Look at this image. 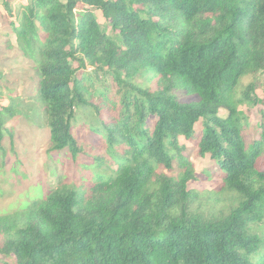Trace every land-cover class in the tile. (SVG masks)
<instances>
[{
    "label": "trees",
    "instance_id": "trees-1",
    "mask_svg": "<svg viewBox=\"0 0 264 264\" xmlns=\"http://www.w3.org/2000/svg\"><path fill=\"white\" fill-rule=\"evenodd\" d=\"M19 3L9 24L38 73L51 151L83 153L75 126L90 110L117 170L1 214L0 264H264V111L258 125L241 111L262 102L243 80L264 73V0ZM12 115L2 107L0 146ZM182 138L216 162L228 213L190 190L211 175Z\"/></svg>",
    "mask_w": 264,
    "mask_h": 264
},
{
    "label": "rangeland",
    "instance_id": "rangeland-1",
    "mask_svg": "<svg viewBox=\"0 0 264 264\" xmlns=\"http://www.w3.org/2000/svg\"><path fill=\"white\" fill-rule=\"evenodd\" d=\"M0 0V111L2 107H12L14 115L6 116L4 140L0 148V215L22 208L35 200L44 198L59 186L67 185L85 189L91 186L100 175L111 176L117 170V162L112 159L105 145H98L100 138L88 126L98 122L99 114L83 109L75 126V134L80 140L83 153L75 160L68 151H51L49 130L44 119L43 106L37 99L38 73L33 61L17 47V37L10 22L16 21V11L20 0H13L11 15ZM27 4V0H22ZM101 22L104 20L100 18ZM109 29V28H108ZM91 70V69H89ZM257 82L256 95L261 104L255 107L244 106L241 111L258 125L264 111V73L243 80V85ZM98 116V117H97ZM106 119V118H104ZM88 124H87V123ZM7 129V130H6ZM200 125L197 126V130ZM261 129L254 138H259ZM187 147L184 155L189 156L197 174L208 173L210 178L201 177L190 185V190L203 198V209L216 213H228L233 197L221 194L223 177L218 175V167L210 157L197 156L194 146L181 139ZM106 158L99 164L96 160ZM264 233V226L257 229Z\"/></svg>",
    "mask_w": 264,
    "mask_h": 264
}]
</instances>
